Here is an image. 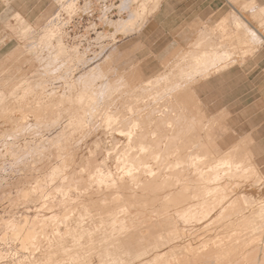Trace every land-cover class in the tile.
<instances>
[{
    "label": "bare ground",
    "instance_id": "1",
    "mask_svg": "<svg viewBox=\"0 0 264 264\" xmlns=\"http://www.w3.org/2000/svg\"><path fill=\"white\" fill-rule=\"evenodd\" d=\"M151 3L143 4L144 13L123 28L133 33L142 29L160 0ZM120 26L119 22L115 24L116 31ZM194 44L196 49L186 55L187 59L184 57L174 74L165 78V86L160 81L136 86L123 74H110L100 62L75 79L79 91L74 100L66 91L58 92L57 98L55 87L45 91V99L43 93L31 89L22 93L21 101L31 111L40 108L46 99L60 103L63 97L74 110L66 111L64 124L52 135L34 139L23 150L12 153V166L23 163L29 172L39 171L53 159L57 164L53 170L62 171L58 185L37 177L21 191L24 197L41 200L43 208L51 213L11 226V236L20 241L21 248H35L41 237L50 232L55 236L63 228L64 235L77 239L71 247L78 264H125L122 254L135 249L128 246L129 240L133 244L136 238L152 232L176 231L150 247V257L138 264H264V204L240 227L244 247L255 242L253 252L242 258L239 252L233 255L229 236L228 242L214 240L202 250L192 243L178 244L192 223L202 224L208 233L223 224L230 226L232 222L227 218L232 216L233 204L225 200L224 178L232 179L237 173L239 178L234 183L241 185L255 168L251 163L245 166L228 160L207 168L195 150L205 146L187 139L208 118L200 110L196 116L186 117L192 93L175 89L193 85L212 71L234 64L233 51L222 47L217 36L201 35ZM66 86L64 90L72 87L71 83ZM28 116L35 118L34 114H21L19 120ZM59 118L20 124L13 133L18 134L25 126L38 135L35 131L40 126L56 125ZM93 135L88 146L82 145ZM82 146L87 153L73 166V154ZM53 202L65 205L59 217L51 211ZM244 205L245 211L251 207L247 200ZM85 220L88 227L83 226ZM79 253H87L85 263Z\"/></svg>",
    "mask_w": 264,
    "mask_h": 264
},
{
    "label": "rangeland",
    "instance_id": "2",
    "mask_svg": "<svg viewBox=\"0 0 264 264\" xmlns=\"http://www.w3.org/2000/svg\"><path fill=\"white\" fill-rule=\"evenodd\" d=\"M228 1L236 8L256 5L254 0ZM150 3L151 0H0V264H78L77 255L71 247L77 239L64 235L63 228L55 236L50 232L41 237L35 248H21L20 241L11 236L13 224H27L32 219L51 214L48 209L43 208L41 200L32 196L24 197L21 191L37 177H45L47 183L58 185L62 173L53 170L57 165L53 159L49 161L48 167L39 171L29 172L23 163L17 167L12 166V153L23 150L34 139L52 135L58 126L64 124L66 111L74 110L73 104L63 97L62 103L46 99L43 105L40 104V108L36 107L31 111L27 103L21 101V95L26 89H31L35 93H43L42 97L45 99V91L49 92L55 87L57 98L58 92L66 91L74 100L79 91L75 79L100 62L110 74H123L126 81L136 86L150 85L157 81L163 82L162 85L165 86V78L176 72L174 69L183 59H176L174 63L168 64V70L159 76L160 65L157 59H147L149 62L146 64L142 63L144 59H138L141 53L140 45L137 44V32L123 28L144 13L143 4ZM118 22L121 26L116 31L115 24ZM203 35L206 38L212 37L207 33ZM215 36L221 39L222 47L233 51L234 55L235 41L229 40L222 32ZM4 44L7 45L2 47ZM31 48L34 50L29 53ZM242 60L244 59L234 63ZM164 62L163 67H166ZM214 72L217 71L211 73ZM231 76L233 79L227 83L222 102L210 108L196 96L191 88L194 84H185L175 89L192 93V101L187 106L188 109H185L186 117L192 118L200 110L208 118L187 139L202 142L201 146H205V149L195 150L203 157L207 168H213L226 160L245 166L251 163L255 168L248 175V181L241 185L234 183L239 178L237 173L232 179L224 178L225 200L233 204L232 216L227 218V222H232L230 226L223 224L208 233L202 224L192 223L186 227L183 239L178 244L192 243L195 248L202 250L209 248L214 240L228 242L229 236L233 255L234 252H239V258H242L244 254L253 252L255 242L244 247L240 227L247 217L252 216L264 204V166L261 168L250 153L237 148L234 144V119L228 118L227 112L219 110L221 105L228 102L234 110V69ZM68 83H71V89L64 90ZM41 105L47 107L43 110ZM21 114H34L35 118L28 116L21 121ZM59 115L56 125L40 126L35 131L38 135L25 126L18 134L13 133L20 124L48 122ZM94 138L95 135L89 137L82 145L88 146ZM86 153L87 148L84 146L74 153L73 166ZM57 197L60 195L57 194ZM245 200L251 203L248 211L243 209ZM52 205V213L59 217L65 205L59 202H53ZM240 208L243 212L239 214ZM86 223L87 220L84 221V227H88ZM80 228L77 227L78 230ZM175 232H152L144 235L146 237L136 238L133 244L129 240L128 246L135 249L129 254H122L125 264H138L147 259L151 253L148 251L150 247ZM244 236L248 237V234L245 233ZM68 247H71L69 251L66 250ZM79 255L85 263L87 253ZM93 260L96 263L97 258L94 257Z\"/></svg>",
    "mask_w": 264,
    "mask_h": 264
},
{
    "label": "crops",
    "instance_id": "3",
    "mask_svg": "<svg viewBox=\"0 0 264 264\" xmlns=\"http://www.w3.org/2000/svg\"><path fill=\"white\" fill-rule=\"evenodd\" d=\"M254 1L256 5L252 7L236 8L228 0H160L156 11L148 17L136 37L141 53L138 59H144V64L149 62L147 59H157L159 76L168 70V64L184 59L188 51L195 49L194 40L203 34L215 36L222 32L229 40L235 41L231 59L244 60L211 73L191 88L209 108L214 107L222 102L234 69V110L229 102L221 105L219 110L234 119V144L250 153L262 168L264 0ZM141 70L143 72L144 68Z\"/></svg>",
    "mask_w": 264,
    "mask_h": 264
}]
</instances>
